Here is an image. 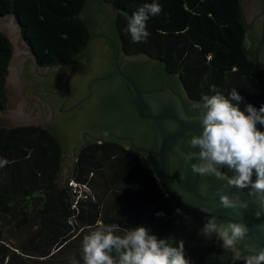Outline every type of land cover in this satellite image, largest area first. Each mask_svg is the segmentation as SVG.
<instances>
[{"label":"trees","instance_id":"16d2710c","mask_svg":"<svg viewBox=\"0 0 264 264\" xmlns=\"http://www.w3.org/2000/svg\"><path fill=\"white\" fill-rule=\"evenodd\" d=\"M96 2L111 5L116 17L107 25V31L100 34L102 42L95 49L99 55L100 51L106 52L107 56L105 59L100 56V63H106V70L97 69V75L91 79L94 80L92 97L103 99L105 109L119 114V119L102 129L88 130L90 136L93 133L112 136L108 140L94 139L83 146L78 154L80 169L77 171L82 170V175L84 172L108 173V186L102 178L100 181L105 192L109 191L110 198L104 201V210L98 209L91 197L83 200L68 186L72 180L90 186L92 182L85 177L76 173L62 184L59 182L66 142L51 127H1L0 241L4 243V250L0 251V264H4L9 248L12 252L41 258L29 264H43L45 258H56L52 257V251L67 245L77 229L92 225L114 224L122 229L143 226L158 238L177 241L176 236L181 232L179 219L170 199L158 185L151 155L146 152L153 147L154 129L140 120L129 106L127 98L119 91V80H98L111 72L116 51L125 56H145L152 61L138 65L140 71L148 72L147 82L154 86L151 90L139 88L143 92L168 86L184 102H199L202 95L213 94L210 86L215 85L225 95L231 89H237L243 98L241 108L245 104L257 109L264 105V57L260 55L256 60L254 54L256 45L262 40V32L264 37V7L263 29L251 36V45H248L242 0H159L162 12L148 21L150 36L147 42L133 43L126 32L128 18L138 7L152 0ZM262 2L264 4V0ZM87 3L88 0H0V17L15 19L39 67L72 69L77 59L88 51L90 40L97 35H91L86 20L80 18ZM11 56V43L0 31V112L7 102L6 79ZM186 112L188 115L198 113L194 108H187ZM118 134L130 136L134 144L123 145L113 137ZM190 138L183 144L186 151ZM180 162L176 155L172 156V176L179 173ZM97 198L101 199L99 195ZM108 202L109 206L106 205ZM126 207L131 210L127 211ZM88 208L93 213L85 217ZM157 212H163V217H157ZM72 221L77 224L75 230L70 226ZM182 235L186 240L185 256L193 262L191 264H211V260L218 264H243V261L233 260L232 250L218 245L189 250L188 243L197 237ZM78 241H72L76 242V247L68 251L71 258L59 264H83L81 242L77 244ZM6 264L17 263L10 257Z\"/></svg>","mask_w":264,"mask_h":264},{"label":"water","instance_id":"95a60500","mask_svg":"<svg viewBox=\"0 0 264 264\" xmlns=\"http://www.w3.org/2000/svg\"><path fill=\"white\" fill-rule=\"evenodd\" d=\"M263 5L258 7L254 23L247 29V40L250 43L251 36L261 31ZM115 17L116 12L111 5H98L96 0H88L80 18L86 20L91 35H97L90 40L88 51L77 59L72 69L60 66L39 68L21 37L15 19L12 16L0 17V30L15 47L9 62L7 106L0 112V128L51 127L66 142L61 175L64 181L74 174L77 156L83 146L89 143L87 140H91L88 130L102 129L115 124L119 119V114L105 109L100 97L85 99L88 82L97 75V69L102 72L106 70V63H100V56L105 59L107 53L99 51V55L95 49L102 42L100 34L107 31V25ZM115 69V74L126 83L125 95L129 106L140 120L154 129L153 147L146 152L151 155V166L158 185L170 199L185 230L201 232L206 220L215 216L217 223L241 222L248 226V235L238 242L241 250L249 253L264 248V216L257 219L254 215L258 210L257 198L248 196V189L228 186L227 180L191 171L190 165L198 161L186 157L190 148L184 150L183 144L188 137L199 136L202 131L198 115H188L181 97L168 86L162 90L141 91L121 64L118 52L115 54ZM92 136L99 139L101 134L93 133ZM173 155L181 161V169L174 176L170 174ZM218 190H221V195H238L241 201H248L249 207L240 213L224 209L220 205L219 195H216ZM180 233L176 236L177 241L186 242ZM212 243L221 247L218 241L188 244L190 247H205Z\"/></svg>","mask_w":264,"mask_h":264},{"label":"clouds","instance_id":"9594fccd","mask_svg":"<svg viewBox=\"0 0 264 264\" xmlns=\"http://www.w3.org/2000/svg\"><path fill=\"white\" fill-rule=\"evenodd\" d=\"M161 12L159 0H152L131 14L126 32L133 43L147 42L150 36L148 21ZM210 92L213 94L202 95L199 102L189 101L198 112L202 128L199 136L192 135L188 141L190 152L186 157L198 161L190 165L191 171L227 180L228 186L248 189V196L258 200L254 215L259 219L264 216V105L257 109L245 104L241 110L243 98L237 89L233 88L225 95L212 85ZM70 183L72 187L74 182ZM216 195L220 197V205L233 213L249 207L248 201H241L238 195H221V190ZM155 215L163 217L164 213ZM248 233L245 223H217L216 217L210 216L200 235L214 236L222 248L233 251L234 261L264 264V248L242 255L238 242ZM80 250L83 264H191L185 256L182 240L158 238L143 226L121 229L114 224L102 225L83 237Z\"/></svg>","mask_w":264,"mask_h":264},{"label":"rangeland","instance_id":"374dc122","mask_svg":"<svg viewBox=\"0 0 264 264\" xmlns=\"http://www.w3.org/2000/svg\"><path fill=\"white\" fill-rule=\"evenodd\" d=\"M262 1L263 0H242V3H241L242 14H243V18L245 20V24H246L247 29H248L249 26H251L254 23V19H255V15H256L257 9L263 3ZM114 11H115V9H114ZM19 30H20V28H19ZM20 34H21V30H20ZM21 37H22V34H21ZM22 39H23V37H22ZM9 41H10L11 46H12V56H11V59H12V57L14 55V52H15V47H14V45L11 42L10 39H9ZM246 43L248 45H250V42L247 40V34H246ZM39 68H44V67H39ZM7 77H8V75H7ZM6 81H7V79H6ZM6 106H7V102H6ZM4 128H6V127H4ZM77 163H78V156H77V159H76L75 171H74L73 175H76V173H77V175H79L80 177H85L86 180L88 182H92V184L90 186H88L87 184H78L74 180H72L74 182L73 186H72V188L74 190L73 192L75 194H77L78 197L83 198V200L86 197H88V198L91 197L93 199V201L97 204L98 209L104 210V208H105L104 201L108 200L110 198V195L107 193L109 191L106 190L107 192H105V189H104V187L102 188L101 184H103V182H104V183H106L105 186H108L107 185L108 173H106L105 175H102L99 172H97V174L96 173H91V172L88 173V174H85V172H84V175H82V173H81L82 170L81 171H77L78 169H80V167L77 165ZM98 176H99V178H97ZM101 178H102L103 182L100 181ZM59 182L62 184L64 182V178L61 177ZM69 185H70V182L68 183V186ZM97 195H99L101 197V199H98ZM106 205L109 206L110 205L109 202ZM126 209H127V211L131 210L128 207H126ZM88 210H89L88 212H85V217H89L91 215V213H93V211H91L90 208H88ZM70 226L73 228V230H75L76 227H77V224H76V222L72 221ZM87 228H91V230H94L96 228H99V226L95 227V225H92V226H89V227L85 226V228L83 227V228L77 229L75 237H73L69 241V243L67 245L62 247L59 251L58 250L57 251H55V250L52 251V254H54V255H52V257H56V258H49V259L45 258V260L43 261L44 262L43 264H59L62 260H66L67 258L68 259L71 258V255H70V253L68 251H71V250H73L76 247V242L72 243V241H75V240L79 239L77 244L79 242H81L83 237L85 235H87L86 232L89 233L91 231V230L88 231ZM28 236H30V235H28ZM3 244L4 243L0 241V251L4 250ZM212 244L216 245L215 243H212ZM209 246H211V244ZM209 246H207V247H209ZM193 248H195V247H190L189 246V250H191ZM64 249H67L65 253L62 252ZM13 252H12V248H9L8 251H6L7 257H5V259H4V264H6L8 262L10 257L17 264H19L21 262H25V263L29 264V263H33L35 261H40L41 260V258H37L35 256H25V255H23V254H21L19 252H15V251H13ZM211 262H212L211 264H218V263H215L212 260H211ZM191 263H193V262H191ZM21 264H23V263H21Z\"/></svg>","mask_w":264,"mask_h":264},{"label":"flooded vegetation","instance_id":"af4514ba","mask_svg":"<svg viewBox=\"0 0 264 264\" xmlns=\"http://www.w3.org/2000/svg\"><path fill=\"white\" fill-rule=\"evenodd\" d=\"M262 29H263V25H262ZM263 38L264 37H263V32H262V40L260 41V43L258 45H256V47L254 49V54H255L256 60H259V57H261L260 55H264ZM250 45H251V43H250ZM116 52H118V51H116ZM118 54H119V59H120L121 64H123L124 65V69L130 75L133 76V78H134V80H135V82L137 84V87L151 90L150 88H152L154 86H152L149 82H147V77L149 76L148 72L140 71L138 65L147 64L148 62H152V61L150 59L146 58L145 56H128V55L125 56L124 53H119V52H118ZM148 69H151V68H148ZM115 72H116V69H115V57H114L113 67H112L111 72L108 73L103 78H100L98 80L102 81V80H106V79H109V78H115L116 80H119L120 81L119 91L124 94V97H126V95H125L126 83L120 76L116 75ZM93 82H94V80H91V83L88 85L87 95H86L85 99H89L92 96V83ZM185 96H187V95H185ZM187 99H188V97H187ZM182 101L184 102V100H182ZM184 103H186L188 110L190 108L191 109L193 108L192 104L188 100L186 102H184ZM184 103H183V105H184V108L186 110L187 108L185 107ZM189 113L190 114H194L192 112H189ZM197 115H198V113H197ZM257 127H259V126H257ZM85 135H87V134H85ZM109 135L110 136L107 135V137H102L101 136L100 138L101 139L105 138L106 140H108L109 138H111L112 134H109ZM113 137H115L116 139H119L120 142L123 143V145H125V146H128V145L132 146L134 144V141L132 140V138L130 136L121 137L118 134L117 136L113 135ZM94 139H98V138H96L94 136H91V140L90 141H92ZM90 141L87 140V142H90ZM137 148L140 149L139 147H137ZM180 169H181V165H180ZM178 223L180 225V231H181L182 234H185L186 236L195 235L197 237L196 240L191 241V243H204L206 241H216L214 236L212 238H205L204 236L200 235V232H187L179 221H178Z\"/></svg>","mask_w":264,"mask_h":264},{"label":"built area","instance_id":"2783aa9c","mask_svg":"<svg viewBox=\"0 0 264 264\" xmlns=\"http://www.w3.org/2000/svg\"><path fill=\"white\" fill-rule=\"evenodd\" d=\"M71 184V183H70Z\"/></svg>","mask_w":264,"mask_h":264}]
</instances>
